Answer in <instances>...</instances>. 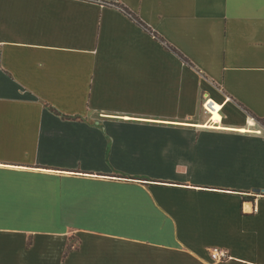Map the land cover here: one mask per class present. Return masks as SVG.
Segmentation results:
<instances>
[{"label":"crops","instance_id":"obj_1","mask_svg":"<svg viewBox=\"0 0 264 264\" xmlns=\"http://www.w3.org/2000/svg\"><path fill=\"white\" fill-rule=\"evenodd\" d=\"M257 118L264 0H0V264H264Z\"/></svg>","mask_w":264,"mask_h":264},{"label":"trees","instance_id":"obj_2","mask_svg":"<svg viewBox=\"0 0 264 264\" xmlns=\"http://www.w3.org/2000/svg\"><path fill=\"white\" fill-rule=\"evenodd\" d=\"M106 5L109 6H115L119 9H121L124 13H126L128 16H130L132 19L136 20L137 23L142 26L143 28H145L150 34L154 35L157 39H159L161 42L164 43V45L166 46L167 49L175 52L176 54H178V56L186 63H189V61L187 60V58L180 53L176 48H174L173 46H171L170 44H168L164 39H162L158 34H156L155 32H153L149 27H147L146 24H144L134 13H132L127 7H125L124 5L120 4V3H116V2H104ZM190 64V63H189ZM191 65V64H190ZM258 122H260L262 125H264V119H260L257 118ZM71 249V245L68 246V250Z\"/></svg>","mask_w":264,"mask_h":264},{"label":"built area","instance_id":"obj_3","mask_svg":"<svg viewBox=\"0 0 264 264\" xmlns=\"http://www.w3.org/2000/svg\"><path fill=\"white\" fill-rule=\"evenodd\" d=\"M204 105H205L206 110L211 113L212 110L208 106L210 105L212 108H214L213 101L211 99H208ZM211 254H212L213 259L216 261H225L231 258L229 253L226 250L219 249V248L212 249Z\"/></svg>","mask_w":264,"mask_h":264},{"label":"bare ground","instance_id":"obj_4","mask_svg":"<svg viewBox=\"0 0 264 264\" xmlns=\"http://www.w3.org/2000/svg\"><path fill=\"white\" fill-rule=\"evenodd\" d=\"M212 103V102H211ZM214 108H212L210 105L208 106L212 112L214 111V115H213V119L216 120V121H219L221 119L219 113L217 112L221 107L218 103L214 102Z\"/></svg>","mask_w":264,"mask_h":264},{"label":"rangeland","instance_id":"obj_5","mask_svg":"<svg viewBox=\"0 0 264 264\" xmlns=\"http://www.w3.org/2000/svg\"><path fill=\"white\" fill-rule=\"evenodd\" d=\"M72 242L74 243V245H76V243H77V241H75V240H74V241H72Z\"/></svg>","mask_w":264,"mask_h":264}]
</instances>
